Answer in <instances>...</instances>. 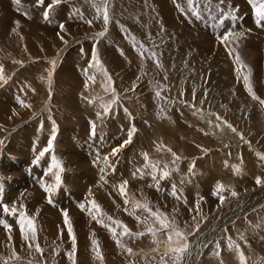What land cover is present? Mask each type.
<instances>
[{"label":"rangeland","instance_id":"1","mask_svg":"<svg viewBox=\"0 0 264 264\" xmlns=\"http://www.w3.org/2000/svg\"><path fill=\"white\" fill-rule=\"evenodd\" d=\"M246 1L235 5L230 0H193L190 5L188 0H108L110 20L105 32L103 19L95 18L93 7L100 0H60L47 20L44 12L51 0H0V69L4 77L0 80V107L8 108L6 113L0 111V199L9 208L15 206L18 212L24 210L35 217L36 226L35 242L24 241L15 219L0 207V219L12 225L11 242L0 227V264H72L67 255L72 242L63 210L68 212L76 237V264H160L167 236L158 233V243H154L147 229L159 225L151 219L144 223L148 213L143 209L129 215L132 201L163 212L187 236L189 251L179 264H241L235 249L229 250V241L243 253L244 264H264V105L260 103L264 100V21L257 23ZM203 8L213 12V19L220 18L217 27L210 26L213 36L202 23V29L196 27ZM86 21H92L91 25ZM229 26V32L242 35L221 43ZM195 30H201L200 35ZM27 32L36 39H30ZM101 32L105 34L99 36ZM93 49L111 77L115 95L105 91V77L89 68ZM237 55L258 99L252 98L236 72L240 67L235 62ZM185 56L196 63L190 78H180L170 69L171 62ZM85 69L95 75V82L87 81V89ZM3 95H10L7 100L13 101L4 103ZM114 98L111 111L103 115L101 105ZM53 126L52 151L34 162L53 135ZM133 127L131 142L124 144ZM114 148L119 151L113 156ZM172 153L179 157L175 162ZM53 156L63 172L50 203L41 182L55 183L54 175L47 173ZM105 156L115 171L105 165ZM146 163L171 172L159 180V190L147 174L152 169ZM137 169L145 173L143 178ZM256 177L261 178L260 185ZM125 180L128 205L116 187ZM217 183L225 191L213 195ZM173 185L175 196L171 194ZM30 190L37 193L33 198L26 194ZM231 191L237 195L232 196ZM219 195L224 196L223 204ZM91 200L105 218L122 222L133 234L145 235L118 236L124 245L118 247L109 230L78 206L85 203L87 208L86 201ZM41 221H50L49 227H43ZM92 238L99 243L102 262L94 258ZM36 244L41 252L35 250ZM13 251L19 260L12 258ZM165 260L172 264L168 257Z\"/></svg>","mask_w":264,"mask_h":264},{"label":"snow or ice","instance_id":"2","mask_svg":"<svg viewBox=\"0 0 264 264\" xmlns=\"http://www.w3.org/2000/svg\"><path fill=\"white\" fill-rule=\"evenodd\" d=\"M59 2H60V0H51V2L48 3L47 8L44 12V18L46 20L48 19L49 13H50L51 9L53 8V6L58 4ZM38 3H43V0H38ZM188 3L191 5L193 3V0H188ZM249 3L253 5V10H254V13L257 17V23L259 24L261 21H264V3L257 4L256 0H249ZM93 7L95 8V11H96V17L95 18H97V19L102 18L103 19V23L105 25V32H106L107 25L109 24V20H110L109 11H108V0H100V3H93ZM86 23L91 25L92 21H86ZM59 27H60L61 31L64 30L63 24H61ZM105 32H101L98 35L103 36L105 34ZM58 35H59V33H58ZM240 35H242V33L237 34V33L228 32V33H225L220 38V40H221V43L228 44L231 42V40L238 39V37ZM61 39H63V38L61 37ZM230 51H231V49H230ZM235 62H236V64L240 65V67H238L236 69V72H237L238 76H242L246 90L249 92L250 95H252V98L254 100L258 99V97H256V95L252 91V87L249 83V75L242 73V68L244 66L242 65V62L240 61V58L238 55L235 57ZM52 64L54 67L55 61H52ZM89 68L96 69L97 72H99L100 74H102L105 77V80H106L105 91H111V92H113V95H115L114 89L111 88V84H112L111 77L108 75L107 70L104 69L101 61L99 60V58L96 54L95 49H93L92 58L89 62ZM84 74L86 77L85 89H87V87H88L87 81L92 80L93 82H95V75H89L88 71L86 69L84 70ZM3 78H4L3 77V70L0 69V80H2ZM50 78H51V73H49V79ZM155 95L159 98L160 92L157 91L155 93ZM18 102L22 106H27V105H24L22 101L18 100ZM203 102L204 101L202 100L201 103H203ZM89 103H92V101H89ZM115 103H116V99L114 98L111 102H109L107 104H102L101 107L103 109V115H108L112 109V106ZM260 103L262 105H264V100L260 101ZM125 112L127 113V109H125ZM97 116L100 117L101 113L98 112ZM217 119L219 120L220 118L217 117ZM217 127H219V124H217ZM227 127L231 128V130L233 132H236V129L232 128V126L230 124H228ZM135 131H136V129L134 127L129 130V133H128L129 138H128V140L124 141V144H128L131 142V137L133 136ZM92 134L93 135L95 134V125L94 124L92 125ZM54 140H55V126H53V135L49 138L47 146L39 152V155L37 156L36 161H34V162H38L39 159L44 157L46 153H50L52 151ZM121 147H123V145H121ZM118 151H119V148H114L112 150V155L113 156L116 155V153ZM168 151H171V150L169 149ZM143 155L145 157V160L147 161V154H143ZM172 155L174 158L173 162H175V160L179 159V157H177L175 153H172ZM103 159H104V163L106 166L113 167V166L109 165L107 156H105ZM262 159H264V157H262ZM145 167L146 168L151 167L152 171L150 173H147V174L152 176V179L155 182V186L159 190V188H160L159 180L166 179L168 176H170L171 172L169 170H167V168H165L164 170H160V169H158L157 165H155V164L149 165L148 163H146ZM54 169L56 170L55 172L53 171ZM189 170L191 171V169H189ZM100 171L103 173L104 169L101 168ZM113 171H115L114 167H113ZM136 171L140 173V178H143L145 173L141 169H137ZM62 172H63V168L61 166L60 161L55 156H53L52 162L47 169V173L54 175L55 183L54 184H46L43 181L41 182V187L43 188V190L46 193L49 194V202L50 203H51V194H53L56 191V189L59 188V186L62 182V179H61V173ZM157 172H159V179H157ZM135 175H136V173H133V176H135ZM100 178H101V180H103L104 176L102 175ZM256 183L258 185H260L262 183L260 177H256ZM127 184H128V181L125 180L116 186L118 188L119 194L121 195L122 198H124L125 205H128L130 203L129 199L126 198ZM223 191H225L224 186L222 184L217 183L216 188L213 192V195H218L219 193H221ZM171 194L174 196L176 195L175 185L172 186ZM231 195L236 196L237 193L235 191H231ZM219 200H220L221 204H223L224 196L219 195ZM86 203L88 205L87 208H86L85 203H81L78 206L80 207V209L82 211H87V214L96 223L100 224L101 226H103L109 230V232L113 236V239L116 240L118 247H124V245L122 244V242L118 238V236L124 237V236H133V235H135V236L145 235V233H143V232L133 234L127 228L126 225L122 224V222L115 221L112 219V217H106L105 218L102 211H101L100 206L94 200L86 201ZM131 203H132V210L129 212V215L135 216V210L136 209H143L145 212L148 213V217L145 218L143 222L148 223L149 219H151V221L153 223L159 225V228L149 227L147 229V234H150L153 237L154 243H158V241L156 240L158 233L166 234V236H167V240L165 241V251H164L163 255L161 256L160 264H167L165 257H168L172 261V264H179V262L184 257V255L186 253H188V251H189V243L187 240V236L174 226L175 225L174 220L169 222V220L167 219V217L165 216V214L163 212H161L159 210H156L155 212H153L149 208L147 203L142 204L138 201H132ZM0 207L3 208V212L5 215L12 216L15 219V223L18 226L21 237L24 241L35 242V240H36L35 217H30L29 215H27V213L24 210H20L18 212V210L15 206H12L11 208H9V206L7 204H5L2 201V199H0ZM23 208H24V205L21 204L20 209H23ZM198 208H199V202H197V209ZM62 215H63L64 226L67 229L68 237L72 242V250H71V252L67 253V255H68L69 259L72 261V264H76V261H75L76 237H75V234L73 232V228H72L71 221L69 219L68 212L66 210H63ZM135 218L138 221L140 220V217H135ZM106 220L110 221L111 223H107ZM112 225H115L116 227H112ZM0 227H2L8 233V240H9V242H11V240H12V236H11L12 225L7 223L4 219H0ZM196 227L198 228L199 225H197ZM117 229H120L119 233H117ZM91 244H92V252L94 253V258H96L102 262L103 256L101 254L98 241L95 240L94 238H92ZM29 247H32V243H29ZM218 247H219V245H217V248ZM233 249H235V251L237 252L241 264H244L245 257L243 255V253H240L238 246L234 245L231 241H229V250H233ZM35 250L37 252L42 251V249L39 247L38 244H36ZM125 250L129 253L132 252L131 248H126ZM153 251H157V249H153ZM217 255H219L218 252H217ZM12 258L15 260L20 259V257L16 255L15 251L12 252ZM5 264H7V261H5Z\"/></svg>","mask_w":264,"mask_h":264},{"label":"bare ground","instance_id":"3","mask_svg":"<svg viewBox=\"0 0 264 264\" xmlns=\"http://www.w3.org/2000/svg\"><path fill=\"white\" fill-rule=\"evenodd\" d=\"M208 1V0H207ZM230 1H232V2H236V4L235 5H239V3L240 2H242V0H230ZM245 1V0H244ZM247 2V1H246ZM212 3V2H211ZM202 8V7H201ZM211 9V8H210ZM201 10V11H200ZM199 10V13H200V16L201 17H197L196 19H197V28H199V29H202L203 27H205V30H207L208 31V34H212V31H211V29H210V26L211 25H213L214 27H217L218 26V23H219V19L218 20H215V19H213V12L210 10L209 11V9L208 10H204V8L203 9H200ZM189 15V14H188ZM218 15V14H217ZM190 16V15H189ZM195 16V15H194ZM223 19V18H222ZM193 21H194V19H192ZM195 22V21H194ZM224 22V21H223ZM232 22V21H231ZM252 22H253V20H252ZM200 23H202L201 24V26H202V28H201V26H199V24ZM228 23H230V22H228ZM236 23V22H235ZM250 23V22H249ZM206 24H209V26L208 25H206ZM216 24H217V26H216ZM224 24H225V22H224ZM253 24V23H252ZM256 24V23H255ZM225 25H227V23L225 24ZM229 25V24H228ZM230 25H231V23H230ZM249 25V24H248ZM223 26V25H222ZM225 26H223V28H224ZM243 27H245V26H243ZM257 27V26H256ZM260 27V26H259ZM196 28V29H197ZM222 28V29H223ZM227 28V32H229L230 31V26L229 27H226ZM239 28V27H238ZM241 28H242V26H241ZM250 28V27H249ZM189 29V28H188ZM254 29V28H253ZM252 29V30H253ZM189 30H191V28L189 29ZM213 30V29H212ZM195 31H197V30H195ZM194 31V32H195ZM199 31H201V30H198L196 33H198ZM202 31H204V30H202ZM215 31V30H214ZM241 31H243V30H241ZM250 31H251V29H250ZM183 32H184V30H183ZM193 32V33H194ZM217 32V31H216ZM222 32V31H221ZM240 32V31H239ZM255 32V31H254ZM259 32V31H258ZM192 33V32H191ZM204 33V32H203ZM226 33V32H225ZM237 33H238V31H237ZM199 34V33H198ZM27 35H29L30 36V39L31 38H33V39H36L30 32H27ZM182 35H183V33H182ZM200 35V34H199ZM222 35V34H221ZM248 35V34H247ZM252 35V34H251ZM210 36V35H209ZM212 36H213V34H212ZM216 36V35H215ZM249 36V35H248ZM253 36V35H252ZM190 37V36H189ZM193 37V36H192ZM206 37V36H205ZM218 37V36H217ZM222 37V36H221ZM200 38V37H199ZM211 38V37H210ZM219 38V37H218ZM259 38V37H258ZM37 39H39L41 42H42V38L41 37H38ZM204 39H206V38H204ZM185 40V39H184ZM197 40V39H196ZM258 40V39H257ZM264 40V39H263ZM209 41H211V40H209ZM213 41V40H212ZM48 41L46 40V43H47ZM191 42V41H190ZM198 42H199V40H198ZM206 42V41H205ZM201 43V42H200ZM259 43V42H258ZM204 45V44H203ZM47 46V45H46ZM183 46V45H182ZM196 46V45H195ZM217 46V45H216ZM255 46H256V44H255ZM255 46H254V48H255ZM263 46H264V44H263ZM199 47V46H198ZM202 47V46H201ZM182 48V47H181ZM194 48H196V47H194ZM187 49V48H186ZM170 50V49H169ZM204 50V49H203ZM254 50V49H253ZM252 50V51H253ZM171 51V50H170ZM206 51V50H205ZM210 51V50H209ZM208 51V52H209ZM261 51V50H260ZM162 52V51H161ZM174 52V51H173ZM172 52V53H173ZM248 52V51H247ZM250 52V51H249ZM256 52V51H255ZM171 53V52H170ZM169 53V54H170ZM175 53H177V52H175ZM174 53V54H175ZM180 53V52H179ZM263 53V52H262ZM173 54V55H174ZM210 54V53H209ZM244 54V53H243ZM247 54V53H246ZM256 54V53H255ZM260 54V53H259ZM165 55V54H164ZM252 55V54H251ZM171 56V55H170ZM182 56V55H181ZM189 56V55H188ZM188 56H185V57H182L181 59H180V61H178V59L177 60H174L173 62L174 63H172L171 62V72L173 73V74H175V75H178L180 78H184V77H186V76H188V78H190V76H191V74L193 73V70H192V65H193V63L195 62V60L194 59H188ZM193 56H194V54H193ZM245 56H247V55H245ZM244 56V57H245ZM256 56V55H255ZM175 57V56H174ZM249 57H250V55H249ZM189 58H191V57H189ZM176 59V58H175ZM217 59V58H216ZM247 59V58H246ZM252 58H250V60H251ZM249 60V59H248ZM249 60V61H250ZM178 61V62H177ZM217 63V62H216ZM252 63V62H251ZM168 64V63H167ZM196 64V63H195ZM194 64V65H195ZM198 64H199V62H198ZM219 64V63H218ZM253 64V63H252ZM194 65H193V67H194ZM200 65V64H199ZM202 65V64H201ZM256 65V64H255ZM168 66H169V64H168ZM189 66V67H188ZM258 66V65H257ZM200 66H198V68H199ZM197 68V67H196ZM197 68V69H198ZM202 69V68H201ZM195 71V70H194ZM203 76V75H202ZM215 76V75H214ZM205 77V76H204ZM255 77H258V76H255ZM216 78V77H215ZM213 80H215L214 78H213ZM258 80V79H257ZM216 82H217V86H218V84L219 83H221L222 82V80L220 79V78H218V80H216ZM208 87V86H207ZM219 87V86H218ZM261 87V86H260ZM217 88V87H216ZM220 88V87H219ZM7 94V93H6ZM208 95H210V94H208ZM10 95H8V96H6V95H3L2 96V98H6L5 100H6V102H4V103H7L8 101H13V100H7V98L9 97ZM9 99V98H8ZM10 99H13V98H10ZM224 100V99H223ZM218 101V100H217ZM2 102H3V100H2ZM9 105V104H8ZM1 106H3V105H1ZM12 108V107H11ZM19 108V107H18ZM6 109H8V108H5V107H0V111H4V113H6ZM21 109V108H20ZM12 111V110H11ZM10 111V112H11ZM19 111V110H18ZM15 112V111H14ZM21 112H23V110L21 111ZM20 112V113H21ZM232 112V111H231ZM5 115V114H4ZM8 115V114H7ZM12 115V114H11ZM19 115V114H18ZM6 117V116H5ZM17 117V116H16ZM7 118V117H6ZM5 118V119H6ZM9 118V117H8ZM10 118H12V117H10ZM12 121V120H11ZM79 127V126H78ZM254 127V126H253ZM63 134V133H62ZM72 137V136H71ZM102 137V136H101ZM29 141V140H28ZM26 142H27V140H26ZM76 144V143H75ZM80 145V144H79ZM106 145V144H105ZM28 146V145H27ZM77 146V145H76ZM76 146H74V147H76ZM78 147V146H77ZM175 147V146H174ZM70 149V148H69ZM20 151V150H19ZM18 151V152H19ZM68 151H70L71 152V150H68ZM250 152V151H249ZM62 156V155H61ZM77 157V156H76ZM244 157V156H243ZM67 160H68V158H67ZM249 164V163H248ZM35 165V164H34ZM36 166V165H35ZM38 166V165H37ZM242 166V165H241ZM40 167V166H39ZM83 168V167H82ZM40 169V168H39ZM34 171V170H33ZM35 171H37V170H35ZM39 171V170H38ZM55 172V171H54ZM37 173H39V172H37ZM37 176H38V174H36ZM41 175V174H40ZM69 177V176H68ZM72 176H70L69 178H71ZM75 177V176H74ZM73 177V178H74ZM16 178H17V176H16ZM19 178V177H18ZM40 178V177H39ZM48 178V177H47ZM72 178V179H73ZM131 178L133 179V181L134 182H136L137 180H136V178L137 177H135V176H133V175H131ZM75 179V178H74ZM140 179V178H139ZM20 181V180H19ZM65 181V180H64ZM70 181V180H69ZM18 182V181H17ZM66 182V181H65ZM18 184V183H17ZM14 186V185H13ZM38 187V186H37ZM2 189V188H1ZM34 189V188H33ZM32 189V190H33ZM36 189V188H35ZM32 190H30L29 191V193L27 192L26 194L28 195V196H30V197H34L36 194H33V191ZM41 190V189H40ZM71 191V190H70ZM13 192V191H12ZM37 192H39V193H42V191H39V189L37 190ZM5 193V192H4ZM14 195V194H13ZM13 195H11V196H13ZM37 196H39V195H37ZM36 196V197H37ZM32 200V199H31ZM41 203V202H40ZM45 206H46V204H45ZM28 207V206H27ZM31 207H33V208H35L34 206H31ZM47 207V209H48V206H46ZM33 208H32V210H33ZM233 210V209H232ZM48 211H51V210H49L48 209ZM45 212V211H44ZM74 212V211H73ZM49 213V212H48ZM47 213V214H48ZM75 213V212H74ZM73 214V213H72ZM49 215V214H48ZM71 216V215H70ZM47 217V216H46ZM74 217V216H73ZM52 218V217H51ZM57 221V220H56ZM41 223V225L43 226V227H45V226H47L48 225V227H49V224H50V221H41L40 222ZM52 225H53V223H51ZM53 227V226H52ZM89 227H91V225H89ZM47 228V227H46ZM49 229V228H48ZM47 229V230H48ZM47 232V231H46ZM62 232V231H61ZM53 234V233H52ZM79 234V233H78ZM50 238H52V236L50 237ZM53 240V239H52ZM50 241V240H49Z\"/></svg>","mask_w":264,"mask_h":264},{"label":"built area","instance_id":"4","mask_svg":"<svg viewBox=\"0 0 264 264\" xmlns=\"http://www.w3.org/2000/svg\"><path fill=\"white\" fill-rule=\"evenodd\" d=\"M76 12V11H75Z\"/></svg>","mask_w":264,"mask_h":264}]
</instances>
